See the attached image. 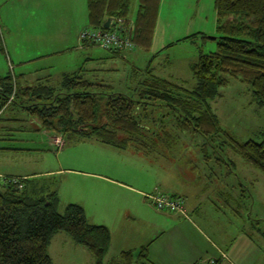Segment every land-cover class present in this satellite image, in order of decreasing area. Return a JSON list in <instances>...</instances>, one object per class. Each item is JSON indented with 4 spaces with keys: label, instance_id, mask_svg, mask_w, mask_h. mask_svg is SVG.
<instances>
[{
    "label": "rangeland",
    "instance_id": "374dc122",
    "mask_svg": "<svg viewBox=\"0 0 264 264\" xmlns=\"http://www.w3.org/2000/svg\"><path fill=\"white\" fill-rule=\"evenodd\" d=\"M88 14L87 0H0V78L11 75L23 86L44 82L42 84L59 89L66 75L82 67L91 72V77L106 70L104 73L108 76H103L115 83L116 91L126 92L119 84L133 82L136 86L132 81L136 72L151 65L157 76L193 90L197 80L190 66L198 61L201 51L206 54L215 52L220 37L216 0H161L158 36L153 47L150 50L135 48L115 57L111 51L98 46L84 48L81 33L94 29L90 26ZM134 15L135 11L132 19ZM176 31L178 34H175ZM192 32L203 35L196 38L197 44L193 43L195 39H188L164 48L166 38L171 37L168 42H175ZM87 58L95 60L88 61ZM139 79L140 75L137 81ZM210 105L222 129L214 143L217 154L206 158L201 152L206 140L201 136L194 137L190 142L176 137L169 150L176 154L189 153L186 150L195 151L193 156L198 154L197 160H201L202 165L192 171L197 177L194 186L222 189L220 196L211 197L219 208V211L212 209L217 221L230 237H236L244 226H259L261 234L254 232L255 242L260 245L264 256V172L249 164L230 146L231 138L241 143L262 140L264 107L255 98L251 86L235 78L219 88V94L210 101ZM168 113L165 110V119H172L167 116ZM57 135L61 134L44 129L21 106L11 105L3 109L0 113V172H45L67 168L92 170L97 164H92L93 158L86 155L90 153L91 156L92 151L96 154L98 151L105 152L99 156L112 158L114 163L116 158L121 160L119 163L123 167L127 164L133 169L151 166L148 159L138 158L132 151L95 146L86 139H80L84 141L76 145L65 137V147L59 144L58 147L54 144ZM29 149H35V152L25 154ZM210 150L213 153L211 147ZM224 160L230 165L224 164ZM163 164L165 162L161 161L157 166L160 168ZM128 175L117 178L137 186L133 175ZM5 177L8 176L0 175V179ZM55 180L53 183L61 200L58 207L60 214L65 213L70 203H90L89 200L98 202L102 199L100 190L99 197L94 199L96 192L86 186L92 180L81 173L64 171L57 174ZM134 223L140 231L151 233L146 221L139 219ZM83 251L89 250L76 246L64 232L53 237L48 248L53 264H92ZM113 258L106 254L104 264H109Z\"/></svg>",
    "mask_w": 264,
    "mask_h": 264
},
{
    "label": "trees",
    "instance_id": "16d2710c",
    "mask_svg": "<svg viewBox=\"0 0 264 264\" xmlns=\"http://www.w3.org/2000/svg\"><path fill=\"white\" fill-rule=\"evenodd\" d=\"M134 1L87 0L89 23L94 29H105L108 18L132 20L136 48L150 50L161 0H138L139 8L132 19ZM216 9L220 33L217 50L209 54L201 51L198 61L191 65L197 80L193 90L156 77L150 70L132 92H117L80 74L66 75L59 89L44 84L23 86L9 75L0 78V113L18 105L44 129L68 140L93 138L121 150L146 153L161 147L170 149L176 137L192 140L201 136L206 140L201 149L206 158L215 156L214 143L222 129L210 101L217 97L219 88L228 85L231 78L240 79L251 86L264 107V0H216ZM202 36L199 33L187 39ZM109 51L116 56L123 54ZM165 110L172 119H165ZM261 135V141L243 143L231 138L230 146L264 172V131ZM54 187L53 180L47 178L0 179V264H53L48 248L59 232L87 248L95 264H104L111 243L108 228L90 224L78 204H69L60 214ZM147 261L148 247H142L138 254L121 252L109 264Z\"/></svg>",
    "mask_w": 264,
    "mask_h": 264
},
{
    "label": "crops",
    "instance_id": "0c3cea01",
    "mask_svg": "<svg viewBox=\"0 0 264 264\" xmlns=\"http://www.w3.org/2000/svg\"><path fill=\"white\" fill-rule=\"evenodd\" d=\"M138 8V0H135L133 3V13L135 11V15ZM135 15L133 19H135ZM159 22L158 18L153 45L158 36ZM175 34H178L177 31ZM195 34L197 33L192 32L186 34L183 38L175 42H168L171 38L168 37L164 40V48L171 47L174 43H178L182 40H188L187 38ZM174 37L177 36L175 35ZM193 43L197 44L198 39H195ZM82 44L84 48L93 46L89 43ZM198 48L199 50L202 49L200 45ZM112 55L116 57L115 54L112 53ZM87 59L88 61L95 60L93 58ZM147 70H150L154 76L162 78L157 76L154 68L149 65L145 69L138 70L137 74L132 79V81L136 83V86L131 81L132 83H120L119 87L122 91L132 92V90L137 87L139 80H141V78L143 79L146 74L145 71ZM102 71L105 72L106 70ZM104 72L101 75L96 74V77H91L90 71L80 67L77 72L72 74H80L91 81L110 85L116 91L115 83L105 78L103 75H108ZM139 75L140 79L137 81ZM40 83L42 84L44 82ZM59 136L57 135L54 138V144L58 146L57 139L60 138L64 142L61 147H65L64 140L66 136ZM189 139L190 138H185V141L190 142L191 140ZM86 140L90 144H96L95 146H109L93 138ZM76 141L77 142L71 140V142L76 145H79L84 140ZM126 150L132 151L138 158L148 159L151 166H146L145 168L139 166V168L136 167L133 169L129 168L127 164L126 167H123V165L119 163L121 160L116 158L117 162L114 163L112 158L109 160L99 156L105 154V152L98 151V154H96V152L92 151L91 156L90 153L86 154L89 156L88 158H93L92 164H97L92 170L77 171L67 168L61 170H46L45 172L19 171L16 173L9 172V170H2L0 175L21 179L47 178L56 181L55 178L57 174L69 171L81 173L84 177L92 180L90 183H87L86 186L89 190H94L96 192L94 199L99 197L98 193L100 190L102 199L98 202L89 200L90 203L81 202V205H78L83 207L86 218L90 224L103 225L108 228L111 236V243L107 254L109 256L111 255V257L116 258L118 257L117 255H120L123 251H133L135 254H138L142 247H148L147 264H195L197 262H207L211 259H220L219 264H264L262 250L260 245L255 242L256 239L254 235L255 231L259 235L261 234L259 226L256 224H252L249 226L250 228L244 226L236 237H230L221 223L217 221L212 211L214 208L217 209V205L212 201L214 198L212 199L211 197L216 196L217 198L220 196L223 192L219 191H222V189H211V187L202 185L197 187L194 186L197 177L195 171L193 173L192 171L195 168H199L198 165H202L201 160H197L198 154L196 153L197 155L193 156L195 151L191 152L186 150L189 153L176 154L169 149H159L151 153L135 151L132 148ZM32 152H35V149L26 150L24 153L29 155L33 154ZM111 155L115 154L111 153ZM182 158H184V160H181ZM84 160L88 162L86 157H84ZM126 161L127 163L130 162V160ZM161 161H164L165 164L159 168L157 164ZM195 163L198 164L194 165ZM225 163L230 165L224 160V164ZM147 167L151 169H146ZM128 174L133 175L132 178L134 182H137V186L117 178L119 176H129ZM54 189L56 190L55 187ZM154 193H165L167 195L182 198L184 201V213L179 211L158 210L147 198L148 195ZM58 197L60 205L61 200L59 193ZM154 208L158 211H155ZM217 211H219V208ZM139 219L140 221H146L148 223V226L151 228V233L147 234L145 231H140L136 228L134 222ZM251 231H253V233ZM57 234H55V236ZM76 246L80 245L76 244ZM83 252L88 260L91 261L92 264H95L93 255H89L91 254L89 253L90 251Z\"/></svg>",
    "mask_w": 264,
    "mask_h": 264
},
{
    "label": "built area",
    "instance_id": "2783aa9c",
    "mask_svg": "<svg viewBox=\"0 0 264 264\" xmlns=\"http://www.w3.org/2000/svg\"><path fill=\"white\" fill-rule=\"evenodd\" d=\"M134 21H126L123 18L112 19L110 27L107 29L85 30L81 33L82 43H89L105 50L122 51L123 53L136 48L133 42ZM60 146L63 140L58 138ZM147 198L160 211H179L184 213V201L180 197L170 196L164 193H154ZM220 259H211L207 262H197L195 264H219Z\"/></svg>",
    "mask_w": 264,
    "mask_h": 264
},
{
    "label": "water",
    "instance_id": "95a60500",
    "mask_svg": "<svg viewBox=\"0 0 264 264\" xmlns=\"http://www.w3.org/2000/svg\"><path fill=\"white\" fill-rule=\"evenodd\" d=\"M111 22H112V18H108L107 21L104 24V27L108 29L110 27Z\"/></svg>",
    "mask_w": 264,
    "mask_h": 264
}]
</instances>
